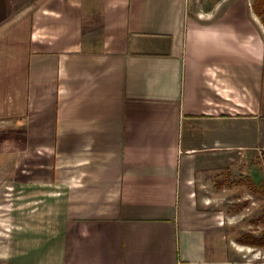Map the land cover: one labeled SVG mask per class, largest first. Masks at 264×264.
I'll return each mask as SVG.
<instances>
[{
  "label": "crops",
  "instance_id": "obj_1",
  "mask_svg": "<svg viewBox=\"0 0 264 264\" xmlns=\"http://www.w3.org/2000/svg\"><path fill=\"white\" fill-rule=\"evenodd\" d=\"M5 111L49 149L37 183L60 192L55 233L15 264H244L242 211L213 208H264L249 0H0Z\"/></svg>",
  "mask_w": 264,
  "mask_h": 264
},
{
  "label": "rangeland",
  "instance_id": "obj_2",
  "mask_svg": "<svg viewBox=\"0 0 264 264\" xmlns=\"http://www.w3.org/2000/svg\"><path fill=\"white\" fill-rule=\"evenodd\" d=\"M249 1L252 3V0ZM259 19L264 28V15L259 16ZM16 119L19 121L18 116L6 111L0 119V264H15V253L22 246L35 243L43 235L54 234L55 224L48 221L61 209L51 205L53 200L60 197L58 187H43L37 183L39 178H43L37 176L43 174V163L48 164L49 149L33 147L27 140L26 129L23 127L22 130L18 122L15 127ZM19 122L25 123L26 120ZM213 209L223 218L231 217L229 213L242 211L236 218H243L242 221L246 223L240 222L233 230L239 235L232 240L237 252L236 262H264V245L243 244L240 239L243 234H264V208ZM253 213L259 214L258 217ZM251 219L254 224H249Z\"/></svg>",
  "mask_w": 264,
  "mask_h": 264
},
{
  "label": "trees",
  "instance_id": "obj_3",
  "mask_svg": "<svg viewBox=\"0 0 264 264\" xmlns=\"http://www.w3.org/2000/svg\"><path fill=\"white\" fill-rule=\"evenodd\" d=\"M251 7L258 15H264V0H252ZM241 243L249 245H264V234L261 236H253L252 234H243L240 236Z\"/></svg>",
  "mask_w": 264,
  "mask_h": 264
},
{
  "label": "built area",
  "instance_id": "obj_4",
  "mask_svg": "<svg viewBox=\"0 0 264 264\" xmlns=\"http://www.w3.org/2000/svg\"><path fill=\"white\" fill-rule=\"evenodd\" d=\"M256 264H264V262L263 261H259Z\"/></svg>",
  "mask_w": 264,
  "mask_h": 264
}]
</instances>
